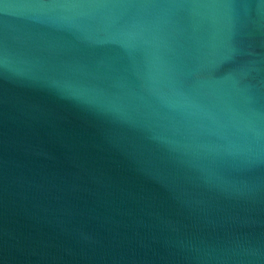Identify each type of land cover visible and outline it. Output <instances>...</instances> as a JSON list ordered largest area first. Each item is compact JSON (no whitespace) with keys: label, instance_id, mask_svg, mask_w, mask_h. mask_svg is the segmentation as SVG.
Masks as SVG:
<instances>
[{"label":"water","instance_id":"water-1","mask_svg":"<svg viewBox=\"0 0 264 264\" xmlns=\"http://www.w3.org/2000/svg\"><path fill=\"white\" fill-rule=\"evenodd\" d=\"M0 264H264V0H0Z\"/></svg>","mask_w":264,"mask_h":264}]
</instances>
